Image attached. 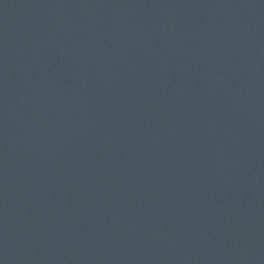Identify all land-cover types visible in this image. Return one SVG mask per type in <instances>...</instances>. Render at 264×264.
<instances>
[{"label":"water","instance_id":"obj_1","mask_svg":"<svg viewBox=\"0 0 264 264\" xmlns=\"http://www.w3.org/2000/svg\"><path fill=\"white\" fill-rule=\"evenodd\" d=\"M0 264H264V0H0Z\"/></svg>","mask_w":264,"mask_h":264}]
</instances>
